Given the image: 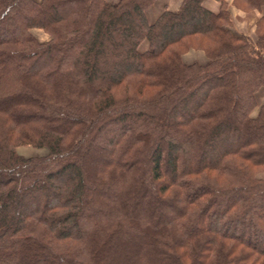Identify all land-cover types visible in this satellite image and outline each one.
I'll return each instance as SVG.
<instances>
[{
  "label": "trees",
  "instance_id": "1",
  "mask_svg": "<svg viewBox=\"0 0 264 264\" xmlns=\"http://www.w3.org/2000/svg\"><path fill=\"white\" fill-rule=\"evenodd\" d=\"M154 1L0 0V264H264V13Z\"/></svg>",
  "mask_w": 264,
  "mask_h": 264
},
{
  "label": "crops",
  "instance_id": "2",
  "mask_svg": "<svg viewBox=\"0 0 264 264\" xmlns=\"http://www.w3.org/2000/svg\"><path fill=\"white\" fill-rule=\"evenodd\" d=\"M110 2H118V0H108ZM183 0H155L154 3L147 9V18L149 22H153L157 19V17L166 9L177 11L180 9ZM229 10L232 16V24L229 26L230 30L234 33L241 34L248 33L251 34L255 31L254 25L257 17L264 13V8L262 11H255L252 13L251 18L247 17L246 13L242 10L238 9L235 5L232 4V0H228ZM203 4L205 7L212 11H218L221 7V2L219 0H204ZM246 29V30H245ZM144 42V41H143ZM188 54V53H187ZM186 55V54H185ZM263 87V86H262ZM261 87V88H262ZM257 91L261 96H264V88L262 91L260 89ZM261 98V97H259ZM262 103L257 105V107L253 110L256 112L259 110V107Z\"/></svg>",
  "mask_w": 264,
  "mask_h": 264
},
{
  "label": "rangeland",
  "instance_id": "3",
  "mask_svg": "<svg viewBox=\"0 0 264 264\" xmlns=\"http://www.w3.org/2000/svg\"><path fill=\"white\" fill-rule=\"evenodd\" d=\"M243 12H245V11H243ZM253 12H255V11L245 12V13H246L247 17L250 16L249 18H251V15H252ZM230 15H231V12H230ZM231 19H232V16H231ZM231 24H232V22H231ZM255 24H256V21H255ZM254 29H255V25H254ZM32 32L41 41H47L49 39L48 33H46L41 28H34L32 30ZM241 34H246V35L254 37L255 31L252 32L251 34H249V32L248 33H243L242 32ZM148 47H149V43L147 41H144L140 45V49H146ZM185 54L186 55H184V60L187 61V62H191V61H195V60L196 61H200V62H204L206 60V55H205L204 51L201 50V49L191 48ZM263 88H264V86L260 89V91H262ZM259 97H261V98H259ZM256 99H257V103L258 104H259V101H260V103H264V96H261L259 94V92L256 93ZM258 112H259V110H257L256 112L252 111V115L256 116L258 114ZM17 151H18L19 154H21L23 156H26V157L42 156V155H45V154L48 153V150H47L46 147H35V146L29 145V144L19 145L17 147ZM258 176L261 177V178H264V168H263L262 171H260L258 173Z\"/></svg>",
  "mask_w": 264,
  "mask_h": 264
}]
</instances>
